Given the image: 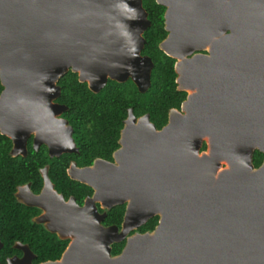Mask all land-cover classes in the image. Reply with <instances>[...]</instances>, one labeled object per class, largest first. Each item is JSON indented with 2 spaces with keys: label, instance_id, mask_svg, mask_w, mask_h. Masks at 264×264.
Masks as SVG:
<instances>
[{
  "label": "water",
  "instance_id": "water-1",
  "mask_svg": "<svg viewBox=\"0 0 264 264\" xmlns=\"http://www.w3.org/2000/svg\"><path fill=\"white\" fill-rule=\"evenodd\" d=\"M157 2L167 6L161 47L182 57L183 112L173 110L160 130L135 127L150 137L124 151L135 157L87 177L108 206L129 200L125 219L138 214L141 224L157 213L158 222L111 255L110 243L126 232L101 227L92 200L88 222L46 264H264V157L258 166L252 158L264 153V0ZM149 24L142 0H0L2 113L43 90L57 95L70 65L117 77L126 62L139 73L151 64L139 53ZM206 45L208 53L185 57Z\"/></svg>",
  "mask_w": 264,
  "mask_h": 264
},
{
  "label": "flooded vegetation",
  "instance_id": "flooded-vegetation-1",
  "mask_svg": "<svg viewBox=\"0 0 264 264\" xmlns=\"http://www.w3.org/2000/svg\"><path fill=\"white\" fill-rule=\"evenodd\" d=\"M155 1L164 6L163 28L166 31L157 47L174 59L175 89L185 91L186 98L188 90L180 88L177 82L176 62L182 57L173 56L161 47V42L169 34L165 23L167 6ZM143 32L144 42L139 53L148 56L151 64H145L139 73L137 69L129 68L115 77L109 73L99 75L101 67L87 65L84 70L70 65L55 82L59 86L57 95L48 96L50 91L43 90L41 96L24 98L25 103L13 106L12 109L17 112L2 113L0 108V118H3L0 119V264H46L58 261L74 239L72 232L77 223L88 222L85 216L91 210L92 200L97 213L101 215L98 222L101 227L116 225L117 232H126L122 239L110 243L111 255L121 251L128 236L154 229L159 214L149 216L141 224L138 223V214L125 219L129 200L108 206L102 198L95 197L96 188L87 177L88 173H93V177L105 176L108 168L122 166L121 157L124 160L133 159L134 155L124 151L132 152L148 142L149 130L145 128L150 123L160 130L176 113H172L173 110L183 112L182 102L185 98L178 107H168L165 122L157 127L149 111H137L136 97L138 93L143 94L150 89L154 68L151 54L145 51L146 38ZM195 53H208V45L194 49L185 57ZM148 66L146 73L144 68ZM81 71L85 73L82 75ZM68 72H71V78L76 79L75 83L84 86L87 97L85 112L70 103L72 99L62 96L59 79ZM4 88L0 78V93ZM109 92L111 95L119 93L126 100L120 103L123 112L120 110L121 113L110 117H118L117 136L112 128L101 131L102 118L92 111L93 98L98 99ZM6 110H10L9 107ZM103 116L107 118L110 115ZM139 125L145 128L136 129ZM180 141L182 144L185 139ZM206 149L207 140L203 139L199 151ZM89 169L95 171L87 172ZM115 206L122 208L121 219L118 223L108 222L109 211ZM82 216L85 220L81 221ZM155 216L156 224L152 228L147 227V222ZM31 233H38L40 239H32ZM122 241L120 251L112 253L114 243ZM57 242H65V245L61 253L55 256Z\"/></svg>",
  "mask_w": 264,
  "mask_h": 264
},
{
  "label": "trees",
  "instance_id": "trees-1",
  "mask_svg": "<svg viewBox=\"0 0 264 264\" xmlns=\"http://www.w3.org/2000/svg\"><path fill=\"white\" fill-rule=\"evenodd\" d=\"M142 5L147 11V16L151 21L150 26L147 27L143 34L146 38L145 51L151 54L154 60V68L152 71V85L150 89L146 93H138V96L136 97V102L138 103L137 111H149L151 113V118L156 123L157 127H159L165 122L168 107H178L182 99L185 98L186 92L175 89L176 83L174 79L176 73L173 68L174 59L164 54L157 47V43L166 33L163 28L164 6L156 3L155 0H142ZM75 82L76 79L73 77L71 78V72L64 74L59 79V83L62 86V96L72 99L70 103L79 106L80 110L85 112L84 104L87 103L85 89L82 84H77ZM124 101L126 100L122 99V96L119 93L111 95V92L104 93L98 99L97 97L93 98L92 106L94 107L92 111L100 114V117L102 118L100 120L103 122V129L101 131L112 128V131H114V134L116 135L119 127V125L116 124L118 117H110L114 114L117 115V113H121L120 110H122L123 105L120 103H123ZM106 114L110 115L107 117L108 119L103 116ZM263 156V152L258 149L254 150L252 157L254 166H258L261 163ZM121 214L122 208L120 206L113 207L109 211L107 218L108 222L114 221L118 223L121 219ZM156 222L157 217L155 216L147 222L146 226L152 228ZM30 235L34 240L40 239L38 233H31ZM50 240L53 241L52 239ZM57 243L58 248L55 256H58L61 253L65 245V242ZM122 245L123 241L114 243L112 253L119 252Z\"/></svg>",
  "mask_w": 264,
  "mask_h": 264
},
{
  "label": "bare ground",
  "instance_id": "bare-ground-1",
  "mask_svg": "<svg viewBox=\"0 0 264 264\" xmlns=\"http://www.w3.org/2000/svg\"><path fill=\"white\" fill-rule=\"evenodd\" d=\"M123 61H126V60H123ZM120 67H121L123 70H129V66H128V64H127L126 62H123V64H121ZM81 73H82V75H83V73H85V71H81ZM98 74H99V75H100V74H104L102 68H100V69L98 70Z\"/></svg>",
  "mask_w": 264,
  "mask_h": 264
},
{
  "label": "rangeland",
  "instance_id": "rangeland-1",
  "mask_svg": "<svg viewBox=\"0 0 264 264\" xmlns=\"http://www.w3.org/2000/svg\"><path fill=\"white\" fill-rule=\"evenodd\" d=\"M223 166H225L226 164L223 162V164H222Z\"/></svg>",
  "mask_w": 264,
  "mask_h": 264
}]
</instances>
